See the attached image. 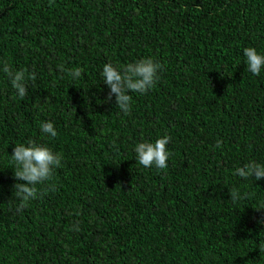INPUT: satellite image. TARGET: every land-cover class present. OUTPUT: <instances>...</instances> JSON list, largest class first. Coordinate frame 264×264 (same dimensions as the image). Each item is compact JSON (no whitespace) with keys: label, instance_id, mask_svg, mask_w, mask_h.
<instances>
[{"label":"trees","instance_id":"16d2710c","mask_svg":"<svg viewBox=\"0 0 264 264\" xmlns=\"http://www.w3.org/2000/svg\"><path fill=\"white\" fill-rule=\"evenodd\" d=\"M245 47L264 54V0H0V61L36 76L21 99L0 72V264H264V178L233 174L264 164V68ZM144 57L164 68L125 115L101 72ZM164 135L167 168L140 165L135 145ZM28 140L63 167L17 213Z\"/></svg>","mask_w":264,"mask_h":264},{"label":"clouds","instance_id":"9594fccd","mask_svg":"<svg viewBox=\"0 0 264 264\" xmlns=\"http://www.w3.org/2000/svg\"><path fill=\"white\" fill-rule=\"evenodd\" d=\"M243 55L246 57L248 70L259 76L264 68V54H260L254 47H245ZM164 65L154 57H144L126 65L115 66L111 62L105 63L101 72L103 82L109 89L106 101L115 97L116 107L125 115L132 110L131 93L147 94L160 80V73ZM60 70L64 71L63 66ZM83 68L76 67L69 70V74L78 79L83 74ZM0 72L10 81L16 94L22 99L27 95L29 81H35L34 73L28 72L25 68L14 69L6 61H0ZM41 131L53 138L57 131L51 121L42 122ZM171 137L164 135L157 138L155 142L142 141L135 145L134 151L140 165L145 168L155 166L158 169H166L170 152L167 149ZM221 140L216 141L215 147L220 148ZM11 159L15 165L13 177L22 183H15L12 189L7 188L11 195L19 201L16 212L29 207L30 201L43 198L49 192L56 191L54 180L56 170L63 167V155L46 144L28 140L27 144L20 143L13 147ZM234 175L243 179L261 180L264 178V164L250 160L235 169ZM42 186V187H38ZM230 199L237 201L242 198L238 188H232L229 192ZM75 230H79L78 227ZM259 250L264 251V241L260 242Z\"/></svg>","mask_w":264,"mask_h":264}]
</instances>
